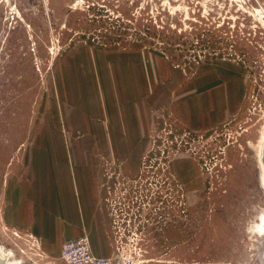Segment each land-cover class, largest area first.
<instances>
[{
  "label": "rangeland",
  "instance_id": "obj_1",
  "mask_svg": "<svg viewBox=\"0 0 264 264\" xmlns=\"http://www.w3.org/2000/svg\"><path fill=\"white\" fill-rule=\"evenodd\" d=\"M95 61H143L165 99L232 89L223 120L188 125L167 102L133 164L103 157L113 264H264V0H0V252L64 264L61 243L8 225L4 209L45 139L92 133L72 126L90 112Z\"/></svg>",
  "mask_w": 264,
  "mask_h": 264
},
{
  "label": "crops",
  "instance_id": "obj_2",
  "mask_svg": "<svg viewBox=\"0 0 264 264\" xmlns=\"http://www.w3.org/2000/svg\"><path fill=\"white\" fill-rule=\"evenodd\" d=\"M95 62L98 80L93 98L86 101L90 112L84 123L79 115L72 126L92 133L63 144L45 139L43 152L31 155L25 176L10 186L4 216L8 225L32 233L41 243L58 244L86 233L94 254L109 256L112 238L102 200L103 157L135 161L132 147L145 144L149 124L162 115L159 107L167 102L173 103L174 117L188 125L203 128L223 120L232 89L211 87L193 99L194 85H189L182 92L186 99H165L160 93L149 94L151 68L143 61ZM152 70L157 78L159 73Z\"/></svg>",
  "mask_w": 264,
  "mask_h": 264
},
{
  "label": "built area",
  "instance_id": "obj_3",
  "mask_svg": "<svg viewBox=\"0 0 264 264\" xmlns=\"http://www.w3.org/2000/svg\"><path fill=\"white\" fill-rule=\"evenodd\" d=\"M115 241L117 243L116 237ZM121 254L117 249L110 257L95 255L86 233L66 239L61 243L59 250V257L64 264H113V258H118Z\"/></svg>",
  "mask_w": 264,
  "mask_h": 264
},
{
  "label": "bare ground",
  "instance_id": "obj_4",
  "mask_svg": "<svg viewBox=\"0 0 264 264\" xmlns=\"http://www.w3.org/2000/svg\"><path fill=\"white\" fill-rule=\"evenodd\" d=\"M263 141H264V125L262 127V130H261V135L259 137V140H258V143H257V148H258V158H257V166H258V181H259V184L261 186V189L264 193V175H263V163L261 162V154H262V146H263ZM256 148V149H257ZM261 223L264 225V218L262 219ZM1 251V250H0ZM0 255L3 256L9 264H15V262L12 260V259H8L6 258L5 255H3L1 252H0Z\"/></svg>",
  "mask_w": 264,
  "mask_h": 264
},
{
  "label": "water",
  "instance_id": "obj_5",
  "mask_svg": "<svg viewBox=\"0 0 264 264\" xmlns=\"http://www.w3.org/2000/svg\"><path fill=\"white\" fill-rule=\"evenodd\" d=\"M261 162L263 163V175H264V141H263V146H262V154H261ZM0 264H9L8 261L0 255Z\"/></svg>",
  "mask_w": 264,
  "mask_h": 264
}]
</instances>
